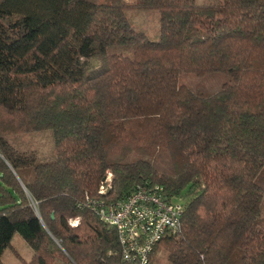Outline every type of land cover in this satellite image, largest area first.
I'll use <instances>...</instances> for the list:
<instances>
[{
    "label": "trees",
    "instance_id": "obj_1",
    "mask_svg": "<svg viewBox=\"0 0 264 264\" xmlns=\"http://www.w3.org/2000/svg\"><path fill=\"white\" fill-rule=\"evenodd\" d=\"M0 110V264L15 232L23 264H135L88 200L142 184L183 204L146 264L158 247L168 264H264V0H0ZM38 130L45 156L17 138Z\"/></svg>",
    "mask_w": 264,
    "mask_h": 264
},
{
    "label": "built area",
    "instance_id": "obj_2",
    "mask_svg": "<svg viewBox=\"0 0 264 264\" xmlns=\"http://www.w3.org/2000/svg\"><path fill=\"white\" fill-rule=\"evenodd\" d=\"M112 173L106 172L98 192L110 187ZM88 206L117 232L122 258L135 264H146L153 246L166 235L181 228L183 204L168 200L158 184L136 186L132 193L117 203H106L102 198H90ZM77 218L70 219L71 225Z\"/></svg>",
    "mask_w": 264,
    "mask_h": 264
},
{
    "label": "rangeland",
    "instance_id": "obj_3",
    "mask_svg": "<svg viewBox=\"0 0 264 264\" xmlns=\"http://www.w3.org/2000/svg\"><path fill=\"white\" fill-rule=\"evenodd\" d=\"M203 0H198L202 2ZM134 28H144L149 33H152L154 27H158L159 23L157 17L155 18L153 12L141 11L136 14V17L132 21ZM192 79H196V76L189 75ZM224 75L221 73L210 74L203 78H199L204 82H220L224 79ZM0 118H2V111L0 110ZM50 130H38L29 131L22 134H18L17 138L27 147V150L36 152L38 156H45L52 151L53 140ZM264 215V211H262ZM165 251L162 247H158L155 252L156 264H168L166 261ZM33 258V250L22 238V236L15 232L11 239V245L6 247L1 255V261L3 264H23L29 262ZM50 264H71L65 256L53 255L50 258Z\"/></svg>",
    "mask_w": 264,
    "mask_h": 264
}]
</instances>
